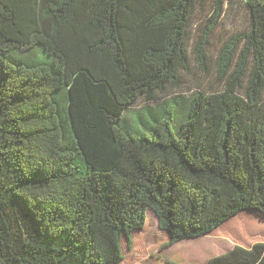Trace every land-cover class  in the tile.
<instances>
[{
  "label": "trees",
  "instance_id": "1",
  "mask_svg": "<svg viewBox=\"0 0 264 264\" xmlns=\"http://www.w3.org/2000/svg\"><path fill=\"white\" fill-rule=\"evenodd\" d=\"M206 1L0 0V264H120L148 209L165 245L264 216V0H243L249 30L217 57L223 85L169 98L185 103L180 136L169 119L158 136L127 119L180 89L194 60L210 71L226 0L193 40ZM207 264H264V242Z\"/></svg>",
  "mask_w": 264,
  "mask_h": 264
},
{
  "label": "rangeland",
  "instance_id": "2",
  "mask_svg": "<svg viewBox=\"0 0 264 264\" xmlns=\"http://www.w3.org/2000/svg\"><path fill=\"white\" fill-rule=\"evenodd\" d=\"M213 11L214 0H207L194 11L191 28L193 40L208 25L209 17ZM247 30H249V11L245 2L243 0H226L225 12L210 37L207 49L211 62L210 71L208 73L202 71L194 60L191 71L183 74L182 87L180 89L170 88L171 94L163 98L157 107L153 105L145 107L143 105L149 104V102L141 100L137 106L130 108L127 119L132 121V116L134 117L133 126L130 127L132 131L148 132L158 136V124L169 119L173 132L180 136L182 122L186 115L185 103L169 98L182 96L189 98L192 94L204 89L220 88L223 84L218 79L217 57L228 40L237 33ZM150 103L154 104L155 102ZM140 107L142 109L137 111ZM132 236L133 242L129 248L128 238L125 234L123 235L124 260L120 264H134L156 251L177 252L191 260V264H204L209 258L223 254L235 245L250 248L257 242H264V216L256 211L245 210L206 236L182 239L165 245L170 242V234L168 231L160 229L155 212L148 209L144 228L135 230ZM163 246L165 247L163 248Z\"/></svg>",
  "mask_w": 264,
  "mask_h": 264
},
{
  "label": "crops",
  "instance_id": "3",
  "mask_svg": "<svg viewBox=\"0 0 264 264\" xmlns=\"http://www.w3.org/2000/svg\"><path fill=\"white\" fill-rule=\"evenodd\" d=\"M170 238H171V237H170ZM142 259H143V258H142ZM207 259H208V258H207ZM209 259H210V258H209ZM209 259H208V260H209ZM140 260H141V259H140ZM208 260H206V262H205L204 264H207ZM135 263H136V262H135Z\"/></svg>",
  "mask_w": 264,
  "mask_h": 264
},
{
  "label": "bare ground",
  "instance_id": "4",
  "mask_svg": "<svg viewBox=\"0 0 264 264\" xmlns=\"http://www.w3.org/2000/svg\"><path fill=\"white\" fill-rule=\"evenodd\" d=\"M234 218V217H233Z\"/></svg>",
  "mask_w": 264,
  "mask_h": 264
},
{
  "label": "water",
  "instance_id": "5",
  "mask_svg": "<svg viewBox=\"0 0 264 264\" xmlns=\"http://www.w3.org/2000/svg\"><path fill=\"white\" fill-rule=\"evenodd\" d=\"M170 234V233H169Z\"/></svg>",
  "mask_w": 264,
  "mask_h": 264
}]
</instances>
